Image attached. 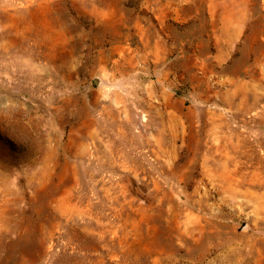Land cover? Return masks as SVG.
<instances>
[{"label":"rangeland","instance_id":"374dc122","mask_svg":"<svg viewBox=\"0 0 264 264\" xmlns=\"http://www.w3.org/2000/svg\"><path fill=\"white\" fill-rule=\"evenodd\" d=\"M0 264H264V0H0Z\"/></svg>","mask_w":264,"mask_h":264},{"label":"water","instance_id":"95a60500","mask_svg":"<svg viewBox=\"0 0 264 264\" xmlns=\"http://www.w3.org/2000/svg\"><path fill=\"white\" fill-rule=\"evenodd\" d=\"M94 82H95L96 85L100 84L101 79H100V77L98 75H95Z\"/></svg>","mask_w":264,"mask_h":264}]
</instances>
